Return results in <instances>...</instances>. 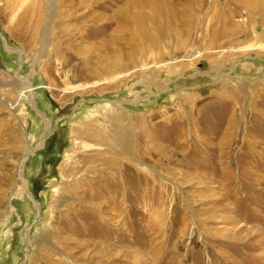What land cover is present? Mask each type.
I'll return each mask as SVG.
<instances>
[{
  "label": "rangeland",
  "instance_id": "rangeland-1",
  "mask_svg": "<svg viewBox=\"0 0 264 264\" xmlns=\"http://www.w3.org/2000/svg\"><path fill=\"white\" fill-rule=\"evenodd\" d=\"M0 264H264V0H0Z\"/></svg>",
  "mask_w": 264,
  "mask_h": 264
},
{
  "label": "bare ground",
  "instance_id": "bare-ground-1",
  "mask_svg": "<svg viewBox=\"0 0 264 264\" xmlns=\"http://www.w3.org/2000/svg\"><path fill=\"white\" fill-rule=\"evenodd\" d=\"M137 1H138V0H137ZM135 4H136V3H135ZM135 4H133V5H135ZM138 5H139V4H138ZM131 7H132V6H131ZM128 8H129V7H128ZM126 14H127V13H126ZM150 40H151V38H150ZM152 40L154 41V38H152ZM152 40H151V41H152ZM153 41H152V42H153ZM21 167H22V166H21Z\"/></svg>",
  "mask_w": 264,
  "mask_h": 264
}]
</instances>
